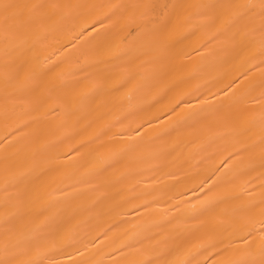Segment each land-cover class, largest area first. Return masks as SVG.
<instances>
[{
	"label": "bare ground",
	"instance_id": "obj_1",
	"mask_svg": "<svg viewBox=\"0 0 264 264\" xmlns=\"http://www.w3.org/2000/svg\"><path fill=\"white\" fill-rule=\"evenodd\" d=\"M216 2L0 0V260L260 264L264 17Z\"/></svg>",
	"mask_w": 264,
	"mask_h": 264
},
{
	"label": "snow or ice",
	"instance_id": "obj_2",
	"mask_svg": "<svg viewBox=\"0 0 264 264\" xmlns=\"http://www.w3.org/2000/svg\"><path fill=\"white\" fill-rule=\"evenodd\" d=\"M201 7L207 9V11L209 13L214 14L218 18L220 15H223L227 12H230L231 9H233L234 7H237V6L233 5L231 3H228L227 0H217V2L214 4H206V5H202ZM243 7L245 9H253L256 7V5L247 4V5H244ZM259 8L261 10L260 15L262 17H264V0H261ZM247 15H248L247 11L239 14L236 17L235 23L242 22ZM45 75H47V74H45ZM229 87H231V85ZM194 115H195V113H194ZM210 192H212L211 188H209L208 192L205 193V197H207V199L202 203V208H204L205 210H207L209 212L214 210V207H213L214 198L210 197L208 195V193H210ZM262 203H264V202H262ZM261 223L264 224V221H262ZM261 255L264 256V249H262ZM0 264H13V262L11 260L4 259V260H0ZM30 264H36V262L33 261V262H30ZM184 264H193V260H187L186 262H184ZM237 264H255V262L249 261V260H241V261H238ZM260 264H264V259H262L260 261Z\"/></svg>",
	"mask_w": 264,
	"mask_h": 264
}]
</instances>
